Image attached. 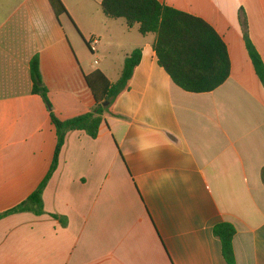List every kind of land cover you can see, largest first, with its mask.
<instances>
[{"label": "crops", "instance_id": "crops-1", "mask_svg": "<svg viewBox=\"0 0 264 264\" xmlns=\"http://www.w3.org/2000/svg\"><path fill=\"white\" fill-rule=\"evenodd\" d=\"M159 1L220 35L231 60L224 85L178 87L158 64L156 36L107 18L103 0H62L59 18L49 0H0V264H228L214 233L225 222L237 264H264V86L245 43L247 32L264 62V0ZM137 49L98 137L69 132L41 203L20 210L57 146L32 60L67 121L96 106L85 76L118 82Z\"/></svg>", "mask_w": 264, "mask_h": 264}, {"label": "trees", "instance_id": "trees-1", "mask_svg": "<svg viewBox=\"0 0 264 264\" xmlns=\"http://www.w3.org/2000/svg\"><path fill=\"white\" fill-rule=\"evenodd\" d=\"M56 16L68 15L62 0H49ZM104 15L109 19H123L128 28L139 27L143 36L154 34V51L160 67L170 75L172 81L189 93L203 94L215 91L224 85L231 75V60L228 48L215 31L203 19L162 4L159 0H103ZM244 28L246 23L243 22ZM245 43L253 67L264 86V62L245 32ZM90 49V43L87 42ZM142 57V50H135L124 63L121 78L116 83L100 70L85 76L95 98L96 106L87 114L67 121L60 120L54 113L48 89L42 81L40 63L34 58L30 64L34 83L33 93L44 100L57 131V146L53 165L42 186L19 208L39 205L43 188L59 164V157L69 132L83 131L96 139L107 115H113V106L129 89L135 69ZM221 241L223 256L228 264H237L234 237L236 230L230 223H221L214 229Z\"/></svg>", "mask_w": 264, "mask_h": 264}, {"label": "rangeland", "instance_id": "rangeland-1", "mask_svg": "<svg viewBox=\"0 0 264 264\" xmlns=\"http://www.w3.org/2000/svg\"><path fill=\"white\" fill-rule=\"evenodd\" d=\"M81 38V37H80ZM83 39V38H82ZM95 51L91 52L90 49L88 48L87 45H85V53L88 56V58L92 61L95 62L96 60H100L102 57V51L99 48V46H95Z\"/></svg>", "mask_w": 264, "mask_h": 264}, {"label": "built area", "instance_id": "built-area-1", "mask_svg": "<svg viewBox=\"0 0 264 264\" xmlns=\"http://www.w3.org/2000/svg\"><path fill=\"white\" fill-rule=\"evenodd\" d=\"M96 42H97V41H96ZM96 42H95V43H96Z\"/></svg>", "mask_w": 264, "mask_h": 264}]
</instances>
